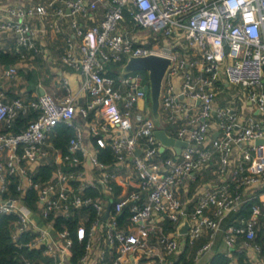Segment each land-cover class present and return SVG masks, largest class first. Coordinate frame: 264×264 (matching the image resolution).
I'll return each instance as SVG.
<instances>
[{
	"label": "built area",
	"instance_id": "obj_1",
	"mask_svg": "<svg viewBox=\"0 0 264 264\" xmlns=\"http://www.w3.org/2000/svg\"><path fill=\"white\" fill-rule=\"evenodd\" d=\"M36 1L7 6L0 36L13 34L26 62L40 51L28 19L49 18L64 39L61 62L80 84L63 77L60 96L10 102L0 89V217L13 218L22 264H174L187 250L203 264L221 231L231 264L240 250L260 264L264 0H111L93 24L102 0ZM67 17L73 35L64 34ZM151 55L172 61L160 127L149 73H121L131 58ZM16 75L15 66L3 71ZM31 112L37 117L19 126ZM61 124L74 131L66 152L54 143ZM158 130L184 146H164ZM254 200L249 217L223 230Z\"/></svg>",
	"mask_w": 264,
	"mask_h": 264
},
{
	"label": "crops",
	"instance_id": "obj_2",
	"mask_svg": "<svg viewBox=\"0 0 264 264\" xmlns=\"http://www.w3.org/2000/svg\"><path fill=\"white\" fill-rule=\"evenodd\" d=\"M47 1L48 0H37L36 3H47ZM102 1L103 2L98 3L96 11L92 13L90 24L96 23L102 19L105 6L111 2V0ZM26 2L27 0H0V16L4 13L7 6H14L20 3L25 4ZM70 20L71 17H67L62 22V25L64 27V34L68 33L73 35L69 27ZM28 22L39 30L36 44L40 51L26 62H20L18 54L16 53L15 36L10 33H2L0 36V89L4 92L6 101L10 102L17 97L27 99L36 98L41 94V90L51 95L60 96L64 93V89L62 88L63 77H67L72 87L77 90L80 84V76L69 70L61 62V56L65 47L63 37L59 35L54 36V33L50 31L48 26L50 23L49 18H29ZM2 56H8V59L15 61H12L13 63L11 64H6L2 61ZM10 66L17 67V75L13 79H7L3 76V71ZM29 74L37 75V81L34 85L28 79ZM31 90L33 91L31 92ZM233 221L234 214L224 221L223 230ZM223 242L224 233L221 231L217 237L213 250L204 258L203 264H207L216 251L222 250L220 252L226 254L227 247L224 248ZM260 244L263 246L264 250V243ZM238 252H244L251 264H259L256 262L257 257L254 254L241 250ZM260 259V264H264L263 253Z\"/></svg>",
	"mask_w": 264,
	"mask_h": 264
},
{
	"label": "trees",
	"instance_id": "obj_3",
	"mask_svg": "<svg viewBox=\"0 0 264 264\" xmlns=\"http://www.w3.org/2000/svg\"><path fill=\"white\" fill-rule=\"evenodd\" d=\"M8 56H2L1 59L6 64L13 63L12 59H8ZM29 81L34 85L37 81L36 74L28 75ZM33 90H31L32 92ZM37 117L36 112H31L27 116L21 117L18 121L19 126H26L30 121ZM74 135L72 128L61 124L56 127V135L54 137V143L57 148H60L63 152H66L68 147V142L70 138ZM41 169V168H40ZM52 170V166H44L41 171L43 174V179H48ZM41 175V174H40ZM30 196H34V193H30ZM256 204H260V200H254L248 202L244 208L234 214V219L239 217H249L252 211V207ZM13 218L9 216L0 217V264H22L20 259V253L17 248L12 243L11 240V222ZM264 221V219H263ZM257 241L264 243V225L258 233ZM202 243V242H201ZM200 243V244H201ZM194 250H187L184 252L179 259L174 264H193L192 254ZM264 255V250H263ZM234 257L238 264H251L244 252H235ZM234 258H229L225 253L216 251L207 264H231Z\"/></svg>",
	"mask_w": 264,
	"mask_h": 264
},
{
	"label": "water",
	"instance_id": "obj_4",
	"mask_svg": "<svg viewBox=\"0 0 264 264\" xmlns=\"http://www.w3.org/2000/svg\"><path fill=\"white\" fill-rule=\"evenodd\" d=\"M172 61L170 58L151 55L148 57H134L131 58L127 65L121 69V73L129 74L133 71L141 70L147 71L149 73L150 86L146 87L145 91H149V101L152 106V115L153 119L158 127H160V114H159V105H160V95L163 85V80L168 68L171 66ZM45 91L41 90V94H44ZM140 107H144V101L142 100L139 103ZM156 136L163 142L164 146L175 145L177 151H180L181 147L184 146L181 142H175L174 139L168 137L163 130L156 131ZM262 143L259 141L258 144ZM140 153V152H138ZM108 213L105 215L106 219ZM189 230V221L187 217L184 218V221L179 226V234L185 235Z\"/></svg>",
	"mask_w": 264,
	"mask_h": 264
},
{
	"label": "rangeland",
	"instance_id": "obj_5",
	"mask_svg": "<svg viewBox=\"0 0 264 264\" xmlns=\"http://www.w3.org/2000/svg\"><path fill=\"white\" fill-rule=\"evenodd\" d=\"M209 1H211V0H209ZM223 246H224V248H226V245L224 244V242H223ZM220 251H222V250H220Z\"/></svg>",
	"mask_w": 264,
	"mask_h": 264
}]
</instances>
